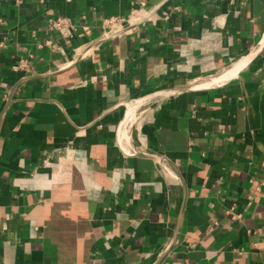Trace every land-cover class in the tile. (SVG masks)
<instances>
[{"label": "crops", "instance_id": "1", "mask_svg": "<svg viewBox=\"0 0 264 264\" xmlns=\"http://www.w3.org/2000/svg\"><path fill=\"white\" fill-rule=\"evenodd\" d=\"M262 39L264 0H0V264H264Z\"/></svg>", "mask_w": 264, "mask_h": 264}, {"label": "built area", "instance_id": "2", "mask_svg": "<svg viewBox=\"0 0 264 264\" xmlns=\"http://www.w3.org/2000/svg\"><path fill=\"white\" fill-rule=\"evenodd\" d=\"M48 25H49L50 29H58V28L62 27V25H64V22L59 20V19H56V20L49 21ZM123 139H124V142L127 143V139H125V138H123ZM118 144L120 145V147H124V146H122L123 144H122V142L119 141V139H118ZM126 152L128 155H132V156L134 155V153H131L130 150H128Z\"/></svg>", "mask_w": 264, "mask_h": 264}, {"label": "rangeland", "instance_id": "3", "mask_svg": "<svg viewBox=\"0 0 264 264\" xmlns=\"http://www.w3.org/2000/svg\"><path fill=\"white\" fill-rule=\"evenodd\" d=\"M263 41H264V40L262 39V42L259 44L261 47L264 46ZM259 45H257V46L253 49V51H252V53H255V55H257V54L260 53V50L258 49V48H259ZM248 59H249V58H248ZM248 59H246V60L240 62V64L238 65V67L244 65V64L248 61Z\"/></svg>", "mask_w": 264, "mask_h": 264}, {"label": "bare ground", "instance_id": "4", "mask_svg": "<svg viewBox=\"0 0 264 264\" xmlns=\"http://www.w3.org/2000/svg\"><path fill=\"white\" fill-rule=\"evenodd\" d=\"M264 44V43H263ZM240 63H238L236 66H235V68L233 69V70H231V72L229 73V76L230 75H234L235 73H237L238 72V70L241 68V66L240 67H238V65H239ZM234 67V66H233ZM229 72V71H228ZM226 73H227V71H226ZM224 75V74H223ZM219 79V78H218ZM129 116V115H128ZM128 118V117H127ZM127 121H129V119L127 120ZM126 121V122H127ZM128 123V122H127ZM128 129V128H127ZM123 140V139H122Z\"/></svg>", "mask_w": 264, "mask_h": 264}]
</instances>
